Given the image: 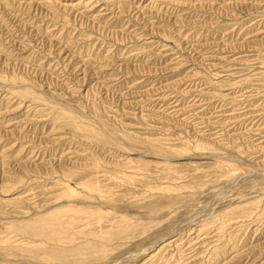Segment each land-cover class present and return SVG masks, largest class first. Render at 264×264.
<instances>
[{"label":"rangeland","instance_id":"1","mask_svg":"<svg viewBox=\"0 0 264 264\" xmlns=\"http://www.w3.org/2000/svg\"><path fill=\"white\" fill-rule=\"evenodd\" d=\"M0 264H264V0H0Z\"/></svg>","mask_w":264,"mask_h":264},{"label":"bare ground","instance_id":"2","mask_svg":"<svg viewBox=\"0 0 264 264\" xmlns=\"http://www.w3.org/2000/svg\"><path fill=\"white\" fill-rule=\"evenodd\" d=\"M51 216H52V214H51ZM61 217H62V216H61ZM47 218H48V217H47ZM74 218H75V217H74ZM52 219H54V217H52ZM55 219H56V218H55ZM58 219H59V218H58ZM75 219H76V218H75ZM77 219H78V218H77ZM77 219H76V220H77ZM42 220H43V219H42ZM73 220H74V219H73ZM49 221H50V220H49ZM55 221H56V220H55ZM58 221H59V220H58ZM58 221H56V222H58ZM71 221H72V220H71ZM43 222H46V221H43ZM50 223H51V222H50ZM53 223H55V222H53ZM58 224H59V223H58ZM69 224H70V227H71V223H69ZM72 224H73V222H72ZM39 225H40V224H39ZM55 225H56V224H55ZM62 225H63V224H62ZM67 225H68V224H67ZM68 226H69V225H68ZM41 227H42V226H41ZM58 227H59V226H58ZM72 227H73V225H72ZM72 227H71V228H72ZM33 228H34V227H33ZM45 228H46V227H45ZM45 228H44L43 230L46 232ZM49 228H50V227H49ZM67 228H68V227H67ZM53 229H55V228H53ZM68 229H70V228H68ZM39 230H40V229H39ZM43 230L41 229V231H43ZM60 230H61V229H60ZM60 230H59V231H60ZM64 230H66V229H64ZM71 230H72V229H71ZM44 231H43V232H44ZM51 231H53V230H51ZM72 231H73V230H72ZM24 232H25V231H24ZM49 232H50V231H49ZM37 233H38V232H37ZM40 233H41V232H40ZM56 233H57V232H56ZM60 233H61V232H60ZM60 233H59V234H60ZM38 234H39V233H38ZM41 234H42V233H41ZM48 234H49V233H48ZM48 234H47V235H48ZM51 234H53V233H51ZM57 234H58V233H57ZM59 234H58V235H59ZM45 235H46V234H45ZM53 235H54V234H53ZM55 236H56V235H55ZM51 238H52V237H51ZM51 238H50V239H51ZM55 241H56V240H55ZM55 241H54V242H55ZM59 241H60V240H59ZM59 241H58V242H59ZM56 242H57V241H56ZM58 244H59V243H58ZM34 246H35V245H34Z\"/></svg>","mask_w":264,"mask_h":264}]
</instances>
